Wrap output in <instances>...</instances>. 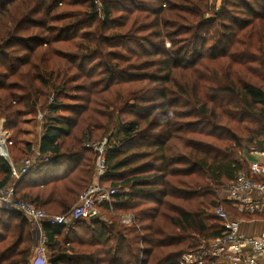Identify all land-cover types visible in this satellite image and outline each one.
Wrapping results in <instances>:
<instances>
[{
	"label": "trees",
	"instance_id": "trees-1",
	"mask_svg": "<svg viewBox=\"0 0 264 264\" xmlns=\"http://www.w3.org/2000/svg\"><path fill=\"white\" fill-rule=\"evenodd\" d=\"M102 1L100 19L95 0H0L12 63L0 80L13 78L0 82V121L13 146L24 114L52 97L34 169L15 181L0 158V190L66 215L95 182L85 144L107 139L100 185L122 195L69 231L45 224L50 264H178L222 236L216 209L236 215L217 191L248 170L238 154L264 150V0ZM28 227L0 208V264H27Z\"/></svg>",
	"mask_w": 264,
	"mask_h": 264
},
{
	"label": "built area",
	"instance_id": "built-area-1",
	"mask_svg": "<svg viewBox=\"0 0 264 264\" xmlns=\"http://www.w3.org/2000/svg\"><path fill=\"white\" fill-rule=\"evenodd\" d=\"M99 18L102 19L103 4L95 0ZM99 144V143H98ZM13 146L11 134L3 121L0 125V157L9 162L15 181L34 169L39 150H33L35 159H25L19 168L10 158L9 147ZM107 140L98 148L99 156L95 165V182L80 197L77 205L66 215H48L33 203L19 199L14 192V185L0 190V208L10 209L21 214L34 230L33 256L30 264H50L48 239L43 226H61L71 230L81 220H91L101 216V209L108 205L112 209L113 201L119 192L114 188H104L100 181L105 177L107 167L105 152ZM85 148L92 149L89 144ZM247 160L248 170L237 175L221 191L219 196L229 203L241 215L264 221V164L257 160L264 156V150L251 148ZM49 160L45 159V163ZM214 215L223 224L222 236L211 241H202L194 251H188L177 262L178 264H264V232L257 237L246 236L240 232L241 220L234 218L223 208H218Z\"/></svg>",
	"mask_w": 264,
	"mask_h": 264
},
{
	"label": "rangeland",
	"instance_id": "rangeland-1",
	"mask_svg": "<svg viewBox=\"0 0 264 264\" xmlns=\"http://www.w3.org/2000/svg\"><path fill=\"white\" fill-rule=\"evenodd\" d=\"M102 1V0H101ZM217 2V4H215L216 5V7H217V9H220V7L222 6V0H218V1H216ZM102 4H103V1H102ZM215 29H217L216 27H215ZM21 36L22 37H26L27 35H26V31H24V32H22L21 33ZM40 49H38V51H39ZM1 61L6 65V66H9V65H11L12 63H10V62H8V61H6L5 59H4V57L0 54V63H1ZM0 73H5L6 74V71L4 70V69H0ZM11 81H13V78H8V79H5V80H3V81H1L0 80V82L1 83H9V82H11ZM75 94V93H74ZM72 96H74L73 94H72ZM51 99H52V97H51ZM51 99H49V101H48V103H41L36 109H35V111L33 112V113H31V114H29V113H25L24 114V116H23V118H22V121L24 122V123H22L21 125H20V129H22V131H23V134H21V136L20 135H18V136H16V138H14V142H15V144H14V146H10L9 147V152H10V158L12 159V162L14 163H17L16 164V166H20L21 165V163L25 160V159H35L34 157V155H21L19 152H18V149H23L24 148V145L23 144H27V143H29V144H31L32 145V147H34L33 148V150L35 149V150H39V139H41V136H42V134H43V126H44V124H45V122H46V118L47 117H49V116H51L50 115V113H49V111H48V107L52 104V100ZM59 101H61V102H63V103H65V104H72L73 103V100L72 99H68V100H66V99H62V100H59ZM62 115H64V114H62V113H60L59 115H57V116H62ZM132 118V115H126L125 117H124V119L125 120H130ZM4 120H1L0 121V125H1V123L3 122ZM5 122V127H6V121H4ZM8 130V129H7ZM9 132H10V130H9ZM15 133V135H17V132H18V129H15V131H14ZM10 134L12 135L13 133H11L10 132ZM105 140H107V139H104L103 141H101V142H98V143H92V142H87V144H89L90 145V147L92 148V153H91V155L92 156H94V154L96 155L97 154V158H98V156H99V152L97 151V148L105 141ZM32 142V143H31ZM107 143H108V140H107ZM91 150V149H90ZM246 149H244V150H242L239 154H238V158L239 159H241V160H244L245 161V158L246 157H248L249 156V152L248 151H245ZM91 156V157H92ZM0 158H3V157H0ZM3 159H5V158H3ZM6 160V159H5ZM96 162H97V159H96ZM96 165V164H95ZM106 185L107 186H110L111 185V181H106ZM224 189V188H223ZM128 190V189H127ZM222 190V189H221ZM220 190V191H221ZM219 191V190H218ZM217 191V192H218ZM124 192V191H123ZM126 192H128V191H126ZM119 195H122V192H119ZM80 200V199H79ZM78 204V203H77ZM77 204H75V205H77ZM74 205V206H75ZM73 206V207H74ZM72 207V208H73ZM221 208H223L224 210H226L224 207H221ZM44 210V209H43ZM45 211V210H44ZM227 211V210H226ZM46 212V211H45ZM47 213V212H46ZM48 214V213H47ZM48 215H50V214H48ZM53 215H57V214H53ZM103 218L105 219H107L108 221H116L117 222V224L118 225H125V226H132L133 224H134V222H135V220H134V218H133V216H131V215H121L120 217L118 216L117 217V213L116 214H109L108 212H106V213H104V215H103ZM29 226L30 227H28V229L30 230V232L32 233V238H33V240H32V244H30V246H29V254H28V260L26 259V261H27V264H30V261H31V258H32V256H33V248H34V246H35V243H34V230H33V228H32V226L29 224ZM86 230H87V227H84V226H82V224L81 225H79L78 227H76V231L75 232H77L76 234H77V236H85V232H86ZM27 246V245H26ZM50 252V251H49ZM49 256H51V253H49Z\"/></svg>",
	"mask_w": 264,
	"mask_h": 264
},
{
	"label": "crops",
	"instance_id": "crops-1",
	"mask_svg": "<svg viewBox=\"0 0 264 264\" xmlns=\"http://www.w3.org/2000/svg\"><path fill=\"white\" fill-rule=\"evenodd\" d=\"M40 140V139H39ZM30 143V142H29ZM32 143V142H31ZM40 144V141H39ZM258 161L264 164V156L258 157ZM229 204V203H226ZM233 212L232 216L236 219L241 220L240 232L246 236L257 237L264 232V221L258 218H252L246 215H241L231 205H229ZM264 263V261L262 262Z\"/></svg>",
	"mask_w": 264,
	"mask_h": 264
}]
</instances>
